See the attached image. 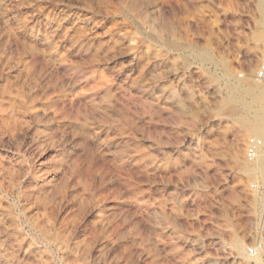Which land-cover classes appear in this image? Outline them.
Listing matches in <instances>:
<instances>
[{
    "label": "rangeland",
    "instance_id": "1",
    "mask_svg": "<svg viewBox=\"0 0 264 264\" xmlns=\"http://www.w3.org/2000/svg\"><path fill=\"white\" fill-rule=\"evenodd\" d=\"M261 55L264 0H0V264H264Z\"/></svg>",
    "mask_w": 264,
    "mask_h": 264
},
{
    "label": "bare ground",
    "instance_id": "2",
    "mask_svg": "<svg viewBox=\"0 0 264 264\" xmlns=\"http://www.w3.org/2000/svg\"><path fill=\"white\" fill-rule=\"evenodd\" d=\"M224 77L229 78L227 72H224ZM229 93L231 94V97L233 98L232 101L239 105L242 109L248 112H253L254 113V120L251 123V132L252 136L251 138H256V136H259L260 141L263 143L261 148L259 149L255 162H254V170L264 178V120L261 117L260 113L262 110V104L264 101V92L262 91V88L260 85H257L253 82H245L242 83L240 82H235L234 84L232 83L231 86L229 87ZM239 107V108H240ZM243 110V111H244ZM4 218V217H3ZM2 218V219H3ZM1 226V224H0ZM6 226V225H5ZM34 226V225H33ZM3 227V226H2ZM2 229V228H1ZM2 231V230H1ZM8 231V230H6ZM10 233V232H9ZM2 234V233H1ZM9 235V234H8ZM11 235V234H10ZM9 235V236H10ZM16 235V234H15ZM1 238V237H0ZM9 239V238H7ZM1 240V239H0ZM46 240V239H45ZM44 240V241H45ZM4 241V240H3ZM6 241V240H5ZM4 241V242H5ZM8 241V240H7ZM6 241V242H7ZM41 241V240H40ZM51 241V240H50ZM15 242V241H14ZM2 243V242H1ZM9 243V242H7ZM13 244V242H12ZM16 244V243H14ZM1 246V245H0ZM3 246V245H2ZM16 246V245H15ZM19 246V245H18ZM21 247V246H20ZM15 248V247H14ZM235 248L239 249L240 251L242 250L245 252L244 254L247 256L248 254V247L246 249L244 248V245L240 243V241L235 242ZM3 250V249H2ZM6 252V249H4ZM19 250V248H18ZM21 250V249H20ZM28 250V249H27ZM25 251V250H24ZM5 252L3 255H5ZM26 252V251H25ZM7 253V252H6ZM24 253V252H23ZM31 253V252H30ZM2 254V253H0ZM10 257V254H8ZM17 255V254H16ZM33 255V254H32ZM244 255V256H245ZM249 255V254H248ZM28 256V255H27ZM4 257V256H3ZM2 258V256L0 257ZM7 258V257H5ZM4 258V263H7V260ZM17 258V257H16ZM31 258V257H30ZM246 258V257H245ZM249 258V256H248ZM251 258V257H250ZM260 257L252 258V259H259ZM2 260V259H1ZM6 260V262H5ZM11 261V260H10ZM12 262V261H11ZM17 262V261H16ZM13 263V262H12ZM10 264V263H9ZM19 264H21L19 262ZM23 264V263H22ZM32 264V261H31Z\"/></svg>",
    "mask_w": 264,
    "mask_h": 264
},
{
    "label": "built area",
    "instance_id": "3",
    "mask_svg": "<svg viewBox=\"0 0 264 264\" xmlns=\"http://www.w3.org/2000/svg\"><path fill=\"white\" fill-rule=\"evenodd\" d=\"M255 80L259 84H264V55L260 56L259 64L255 73ZM262 146V142L257 138H249L246 141L244 152L248 161H253L259 149ZM248 254L251 258L264 256V239H258L248 246Z\"/></svg>",
    "mask_w": 264,
    "mask_h": 264
}]
</instances>
